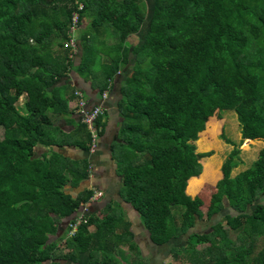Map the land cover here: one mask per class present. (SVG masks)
Instances as JSON below:
<instances>
[{
  "label": "trees",
  "instance_id": "trees-1",
  "mask_svg": "<svg viewBox=\"0 0 264 264\" xmlns=\"http://www.w3.org/2000/svg\"><path fill=\"white\" fill-rule=\"evenodd\" d=\"M151 7L146 0H0V264H122L119 246L138 247L132 222L108 204L68 236L72 214L92 189L74 197L64 186L88 178V162L37 155L38 144L54 139L50 114L62 102L53 86L66 78L77 50L75 69L100 97L119 71L129 113L120 195L149 240L163 245L187 233L189 264H264V148L231 178L239 147L221 131L234 145L222 176L206 200L191 195L213 175L201 163L211 152H196L194 141L224 111L235 112L240 143L264 140V0H153ZM146 24L130 47L128 36ZM109 37L116 41L106 44ZM71 38L75 52L64 46ZM100 51L108 59L97 76L89 69L99 65ZM82 125L80 147L88 150ZM203 220L205 230L191 231ZM203 243V253L196 251Z\"/></svg>",
  "mask_w": 264,
  "mask_h": 264
},
{
  "label": "crops",
  "instance_id": "crops-1",
  "mask_svg": "<svg viewBox=\"0 0 264 264\" xmlns=\"http://www.w3.org/2000/svg\"><path fill=\"white\" fill-rule=\"evenodd\" d=\"M75 53L76 54L73 55V58L74 60L78 58L77 62H79V51L77 50V52ZM75 65H77L76 62L74 66L69 70L66 78H63L62 80L56 82L53 86L59 87L58 94H61L59 100H61L62 102L61 104H59L58 102L59 105L57 106L56 112H53L52 115L50 114V120L55 125L53 134L54 139H52L51 144H48L47 146L38 144L36 148L37 155L48 152L49 157L50 151H53L58 153V155L60 156L59 159L64 163H67L68 165L71 164L73 166L77 165L78 167H81L80 165L84 166L85 160L87 162L90 161L93 165L92 174L88 176V178L83 177L74 185H72L71 182H68L64 186V191L74 197L81 193L83 190L91 189L92 187H95L98 190L102 191V197L97 202H93L89 205L88 215L93 214L101 217L105 211H108L106 207V205L108 204L117 212L118 215H121L132 222L131 230L135 235L136 228L134 229V225H136V223H134L133 219L134 217H136V214L133 208H131V206L127 202L123 201L120 195L121 179L120 174H118L117 172V166L119 165L118 161L122 160V158H124L126 154V141L124 139L126 138V136H128V132L124 131V126L126 124L125 122H127L126 119L129 113L127 107L125 106L124 94L121 91L122 79L120 80L119 71H117L111 79L112 83L107 90L108 93L106 99L101 102L100 93L96 90V88L92 87L90 79H84L77 72V70L75 69ZM99 75L101 74L97 73V76ZM62 86L66 88L65 91H61V88H63ZM75 89L81 90L91 103H101L104 108V113L101 119L103 123V131L98 139L99 145L94 154H89L85 148L80 147V143L83 141V139H85L86 129L82 125L80 116L76 111L77 100L73 95V91ZM199 139L200 138L196 139L195 142ZM242 142H244L246 146L248 145L243 150L246 157L245 155L244 157H239L238 163L231 169V178H234L238 173L248 168L252 164V162L257 159L259 151L264 148L263 139H244ZM209 143L212 144L210 140H204L200 144L202 146H206ZM213 144H216V142ZM237 144L239 145L240 142H238ZM195 151L205 152L197 151L196 144ZM240 152L241 150L239 148V156ZM203 158L204 157H202L201 159ZM135 159L136 158H134V160ZM245 161L246 163L244 164ZM217 163L218 162H216V165L219 166L218 168L217 166L211 167L210 164H208L211 167V170H213L210 171V173L213 174L212 177L214 175H217L216 170H218V175L222 176L220 167V165L222 164ZM240 166H242L241 169L239 168ZM76 174L77 173H75V177ZM260 198L262 201H264L263 195ZM138 224H140V227L144 232H146L141 223L138 222ZM202 224H204V227L206 228L208 227L207 225H209V221L206 222L203 220L200 223H197L195 226L196 231L203 230ZM64 227L65 226L63 225L62 228ZM195 227H192L191 231H193ZM146 235L148 236L147 233ZM135 236L134 239L136 241ZM124 262L126 263V261ZM146 263L149 264L148 262Z\"/></svg>",
  "mask_w": 264,
  "mask_h": 264
},
{
  "label": "rangeland",
  "instance_id": "rangeland-1",
  "mask_svg": "<svg viewBox=\"0 0 264 264\" xmlns=\"http://www.w3.org/2000/svg\"><path fill=\"white\" fill-rule=\"evenodd\" d=\"M146 1L148 3L147 9L150 12L152 9L151 5H152L153 0H146ZM86 23H88V22L87 21L84 22L83 26ZM146 31H147V24H146V26H143V29L141 28L137 32H133L132 34H130L127 38L128 44L130 45V47H133L134 44H136V43H140V41L142 40ZM115 41H116V38L109 37L105 42L107 44H112ZM106 46H108V45H106ZM101 49H104V48H101ZM109 50H110V48H109ZM99 54L100 55L97 57L99 65L95 64L94 68L89 69L92 71V73L104 72L102 67H101V64L103 62L105 63V61L108 59V57L102 51H100ZM73 60H74V58H73ZM77 60H78V58H76L74 60V64H75V62H76V64L78 63ZM89 61H93V60H89ZM94 61H96V59ZM83 62H85V61H83ZM89 67H93V64L91 66L89 65ZM93 84L96 85L95 81L93 82ZM65 89L66 88L63 87V88H61V91H65ZM22 102H23L22 100L19 101L17 103V105H18L19 109L22 112H24V106H22ZM89 103L92 104L90 101H89ZM222 115H223V118L221 120L216 121V124L209 125L211 128H209V127L206 128V130L203 133H201V135L198 137L200 139L197 140L196 142L194 141V144H196V150L197 151L211 152L210 156H207V157H204L203 159H201V163H202L204 169H206V166H208L209 168H211L212 166H214V167L217 166L216 162H218L219 164H222L224 159L227 157V155L231 151L232 146H234L231 143H226L224 141V139L220 137L219 133L221 131H223V133L226 134V137L231 139L235 145L239 142V140L241 138V133H240L241 127H240L239 122L237 121V117H236L235 112H233L231 110H227V111H224L222 113ZM212 129H214V130H212ZM213 133H214V135H213ZM209 134H211V136ZM204 140H210L212 142V144L209 143L206 146H202L200 143H202ZM215 142H216V144H213ZM98 145L99 144L97 143L95 151L91 154H94L96 152ZM247 146L245 145L244 142H241L238 145V147L241 150L240 156L238 155L239 157H244L245 152L243 150ZM245 157H246V155H245ZM246 160H248V159H246ZM245 163H246V161L244 162V164ZM208 164H210L211 167ZM218 167L219 166H217V168ZM220 167H221V165H220ZM241 167L242 166H240L239 168L241 169ZM92 168H93V165H92ZM216 174L217 175H214L213 177H211L212 179L205 181L207 186H205V183H202V185H200L198 187L197 192L193 193L191 195L192 196L200 195L206 200V198L209 197L210 192L212 190H214L215 182L221 177L220 175H218V170H216ZM203 184H204V186H203ZM204 207L206 208V205ZM133 221H134V223H136V225H134V229L136 228L135 229L136 230L135 231L136 236L134 235L136 237V241L134 239V242L137 243L138 247H136V246L130 247L128 244H121L119 246L120 249L118 251V256L123 258L124 261H126V263L124 261H122L123 263H125V264L144 263L145 264V261H146L149 264H189V262H187L185 260L186 256L183 255V254H185L184 253L185 249L190 248V244L187 241V236H188L187 233L183 234L182 236H180L178 238H173L169 242H167L163 245H155L148 239V236L146 235L147 232H144L143 229L140 227V224H138L139 221H138L137 217H134ZM200 222L201 221H199L198 223H200ZM202 226H203L202 229L205 230L206 229L204 227L205 225L202 224ZM224 227L227 228V225L225 224V222H224ZM194 229L196 230V227ZM227 231H228L229 237H231L235 241L236 245H239L240 242L237 241L236 235L233 232H230L228 229H227ZM248 239H249L248 236H246V241L249 244L250 240H248ZM59 242H60L59 245L63 246L64 240H61ZM258 245L259 246H256L254 248L255 250L260 248V244H258ZM205 246H207V243L198 244L194 248L196 249V251L203 253ZM173 252H176L178 256L173 257V254H172Z\"/></svg>",
  "mask_w": 264,
  "mask_h": 264
},
{
  "label": "built area",
  "instance_id": "built-area-1",
  "mask_svg": "<svg viewBox=\"0 0 264 264\" xmlns=\"http://www.w3.org/2000/svg\"><path fill=\"white\" fill-rule=\"evenodd\" d=\"M82 8V4H79L78 9ZM73 22L76 23L77 20V13H74L73 16ZM66 47H70L73 52L76 51V42L73 38L67 40L64 44ZM74 95L76 98V111L77 114L80 116V121L86 126L88 132L90 133L91 140L88 147V153L91 154L95 151V148L98 143L99 138V131L100 126L96 124L97 118L104 113V108L101 103L97 104H90L86 96L83 94V92L79 89H76L74 91ZM107 97V89H105L101 93V102L106 99ZM88 172L89 175L92 173V164L89 161L88 162ZM102 196V191L93 188L92 187V194L88 200V202L81 205L73 214L71 221L68 223L69 230H68V236L73 235L78 226L86 220V216L88 215V207L91 203L99 200V198Z\"/></svg>",
  "mask_w": 264,
  "mask_h": 264
},
{
  "label": "clouds",
  "instance_id": "clouds-1",
  "mask_svg": "<svg viewBox=\"0 0 264 264\" xmlns=\"http://www.w3.org/2000/svg\"><path fill=\"white\" fill-rule=\"evenodd\" d=\"M107 90H108V89H107ZM107 93H108V92H107ZM91 174H92V173H91ZM93 188H95V187H93ZM91 189H92V188H91ZM96 189H97V188H96ZM102 195H103V193H102ZM101 197H102V196H101ZM101 197H100V198H101ZM100 198H99V199H100ZM97 201H98V200H97ZM97 201H95V202H97Z\"/></svg>",
  "mask_w": 264,
  "mask_h": 264
}]
</instances>
